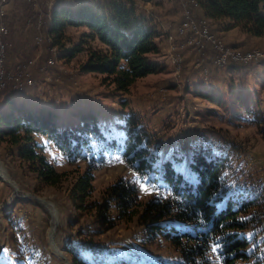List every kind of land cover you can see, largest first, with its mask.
<instances>
[{
  "label": "rangeland",
  "instance_id": "rangeland-1",
  "mask_svg": "<svg viewBox=\"0 0 264 264\" xmlns=\"http://www.w3.org/2000/svg\"><path fill=\"white\" fill-rule=\"evenodd\" d=\"M53 1H8L6 70L15 73L16 65L23 64L25 74L20 85L7 80L0 89V111L8 110L5 101L12 98L32 111L50 112L59 127L73 128L85 119H95L102 138H92L93 149L96 156L98 150L104 155V161L93 170L92 199H100L105 188L120 177L136 183L142 201L168 192L156 174L135 173L119 158L116 148L102 149L110 140H122L118 125L128 113L138 116L153 134L157 161L169 159L189 181H196L188 165L192 152H223L228 156L223 171L226 193L254 199L241 217L256 213L261 220L255 227L239 231L249 239L253 255L235 264H264V62L238 66L232 75L220 71L223 80L217 77L215 83H205L186 58L180 74L175 75L166 35L155 55L165 68L136 79L127 92L117 91L113 84L103 82L102 74L81 69L88 50L99 46L96 39L84 35V27H67L63 46H49L45 39L37 44L36 36L48 33ZM184 2L135 0V7L151 16L164 34L180 20ZM198 10L193 7L202 16ZM81 39L83 50L71 58L62 56ZM251 47L262 49L258 44L245 49ZM50 58L55 59L52 65L47 63ZM26 76L31 84L24 82ZM231 86L237 95L229 92ZM198 88L220 92L222 103L197 94ZM36 137L56 169L66 174L59 185L39 183L17 156L16 147L0 140V264H71L67 249L84 256L89 254L84 248L88 244L98 254H107L108 262L186 264L167 237L147 241L135 218L117 220L104 233H95L92 213L77 209L69 197V188L84 164H66L50 142ZM218 247L211 246L206 264H221Z\"/></svg>",
  "mask_w": 264,
  "mask_h": 264
},
{
  "label": "trees",
  "instance_id": "trees-1",
  "mask_svg": "<svg viewBox=\"0 0 264 264\" xmlns=\"http://www.w3.org/2000/svg\"><path fill=\"white\" fill-rule=\"evenodd\" d=\"M195 2L213 31L219 33L235 27L253 36L264 35V0ZM67 27H84L87 31L84 35L99 42V46L88 50L81 69L102 74L103 82L113 84L117 91L127 92L136 79L165 68L155 55L160 53L166 33L151 16L136 10L135 0H54L48 27L52 42L48 45L63 46ZM82 39L65 49L62 56L71 58L83 50ZM229 92H233L232 86ZM196 93L216 104L222 103V94L213 89L198 88ZM5 103L8 110L0 111V140L16 147L17 156L39 183L59 185L66 172L56 169L36 136L50 142L66 164H84L69 188V197L77 209L92 213L95 233H104L117 220L129 222L135 218L143 226L147 241L167 237L186 264H206L213 244L219 246L221 264H235L253 255L248 249L249 239L239 231L255 227L261 220L256 213L241 217L254 205V199L226 193L223 171L228 156L223 152L209 155L192 152L188 165L196 181H189L174 169L169 159L157 161L153 134L138 116L128 113L118 125L123 132L122 140H110L102 149L116 148L119 158L135 173L156 174L168 192L142 201L136 183L120 177L105 188L100 199H92L93 170L104 161V155L98 150L96 156L93 149L92 138H102L95 119H85L73 128L59 127L50 112L32 111L12 98ZM84 248L89 249L88 255L67 249L71 264H123L108 262L107 254H98L89 244Z\"/></svg>",
  "mask_w": 264,
  "mask_h": 264
},
{
  "label": "built area",
  "instance_id": "built-area-1",
  "mask_svg": "<svg viewBox=\"0 0 264 264\" xmlns=\"http://www.w3.org/2000/svg\"><path fill=\"white\" fill-rule=\"evenodd\" d=\"M9 0H0V89H3L7 80L15 85L21 84V77L25 74V65L17 64L16 72L6 70L7 62V36L9 28L6 22L7 4ZM195 0H186L182 7V16L176 26L167 28L166 35L169 42V59L174 66V74L179 75L184 67L186 55L193 57V65L198 68L204 82L210 78V70L205 65L209 60L217 69L225 68L229 64L246 65L264 60V50L259 47L249 49L235 47L228 44L225 39L210 27L204 16L194 13ZM40 24V22L38 23ZM45 39L52 42V36H36L37 44ZM55 59L50 58L47 63L54 64ZM24 82L31 84L32 79L25 77Z\"/></svg>",
  "mask_w": 264,
  "mask_h": 264
},
{
  "label": "crops",
  "instance_id": "crops-1",
  "mask_svg": "<svg viewBox=\"0 0 264 264\" xmlns=\"http://www.w3.org/2000/svg\"><path fill=\"white\" fill-rule=\"evenodd\" d=\"M199 13L202 14V11L199 9L198 10ZM179 19V18H178ZM179 20H177L176 24L178 23ZM219 33L222 35V37L225 39V41L233 46H238L240 48H248L251 45L254 44H258L259 46L262 47V49L264 48V35L262 36H253L250 35L246 32H243L241 30H239L238 28H231L229 30L226 31H219ZM186 61H188L190 63V66L193 65V60H191V56L187 55L186 56ZM187 62V63H188ZM205 65L209 68L210 72V78L208 79V81H206L205 83H213L215 81V78L220 77L221 80H223V75H221L220 73H226L229 75H232V73L236 72L237 70H239V67L234 65V64H229L227 67L225 68H221V69H216L213 68L212 64L210 61L206 62ZM243 66V65H240ZM247 66V65H246ZM193 69L198 73L199 70L197 67H195L193 65ZM192 70V69H191ZM221 71V72H220ZM215 83V82H214ZM214 88V86H212L210 84V88Z\"/></svg>",
  "mask_w": 264,
  "mask_h": 264
}]
</instances>
